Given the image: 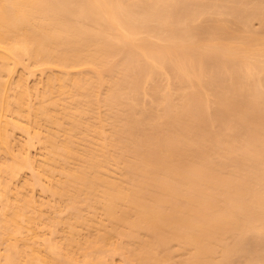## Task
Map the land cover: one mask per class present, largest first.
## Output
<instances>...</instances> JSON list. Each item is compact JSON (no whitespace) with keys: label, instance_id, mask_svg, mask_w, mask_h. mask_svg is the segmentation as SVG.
I'll list each match as a JSON object with an SVG mask.
<instances>
[{"label":"bare ground","instance_id":"bare-ground-1","mask_svg":"<svg viewBox=\"0 0 264 264\" xmlns=\"http://www.w3.org/2000/svg\"><path fill=\"white\" fill-rule=\"evenodd\" d=\"M5 4L0 264H264V0Z\"/></svg>","mask_w":264,"mask_h":264},{"label":"rangeland","instance_id":"rangeland-1","mask_svg":"<svg viewBox=\"0 0 264 264\" xmlns=\"http://www.w3.org/2000/svg\"><path fill=\"white\" fill-rule=\"evenodd\" d=\"M20 75V69H18L16 71V73L14 74L13 80L16 81L17 78ZM26 84L28 87H37L39 91L42 90L43 87V77L40 76V74H38V72L36 73L35 76L29 77L26 81ZM15 141L12 142L11 146H13V150L14 153L17 151L18 149V145L21 144L22 142H25L26 138L25 136H22L21 133L19 132H15L14 134V138ZM45 151L42 149V147L38 144H35L33 146V148L30 149V157L33 160H36L38 162H40V160H42L43 156H44ZM29 172L25 171L22 175H20L16 180H14L11 185H10V189L13 193L17 192V191H21L22 187L24 185V182L29 178ZM46 181H44L45 183ZM48 183V182H46ZM29 194L32 195L34 201H36L37 203L41 200L46 201L47 196L46 195H42V192L40 191V189H35L34 191H32V193H30V191H28ZM39 230V229H38ZM41 231V230H39ZM41 232L44 233V231L42 230ZM28 235H31V232H27ZM46 234V232H45ZM24 235L19 236L18 238H22Z\"/></svg>","mask_w":264,"mask_h":264},{"label":"snow or ice","instance_id":"snow-or-ice-1","mask_svg":"<svg viewBox=\"0 0 264 264\" xmlns=\"http://www.w3.org/2000/svg\"><path fill=\"white\" fill-rule=\"evenodd\" d=\"M0 7H3L4 9H8V8H11V7H13L12 5H7V4H5V5H3V6H0Z\"/></svg>","mask_w":264,"mask_h":264}]
</instances>
